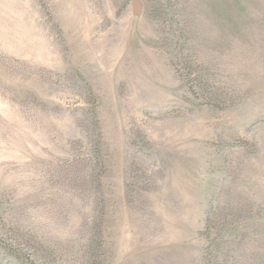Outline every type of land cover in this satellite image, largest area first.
<instances>
[{
    "label": "rangeland",
    "instance_id": "1",
    "mask_svg": "<svg viewBox=\"0 0 264 264\" xmlns=\"http://www.w3.org/2000/svg\"><path fill=\"white\" fill-rule=\"evenodd\" d=\"M0 264H264V0H0Z\"/></svg>",
    "mask_w": 264,
    "mask_h": 264
}]
</instances>
